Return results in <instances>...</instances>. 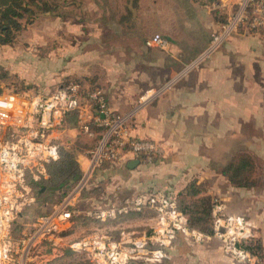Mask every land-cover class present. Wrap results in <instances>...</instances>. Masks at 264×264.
I'll list each match as a JSON object with an SVG mask.
<instances>
[{"label":"crops","instance_id":"1","mask_svg":"<svg viewBox=\"0 0 264 264\" xmlns=\"http://www.w3.org/2000/svg\"><path fill=\"white\" fill-rule=\"evenodd\" d=\"M75 2L56 1L53 11L64 14L66 6L80 8L81 4ZM215 3L216 0H166V10L160 11L158 0H150L153 31L166 34L162 35L166 42L162 47H149L145 43L148 38L144 40V45L152 50H127V21L120 14L113 27L117 33L114 35L102 12L99 13L101 5L96 0L82 5V20L73 15L56 16L54 50L47 52L48 55L43 54L46 34L30 30L23 29L14 42L0 45V66L11 77L10 81L2 82V94L48 93L67 83L63 82L66 78H82L84 84L77 82L82 94L76 124L80 131V119L91 121L95 115L85 94L100 88L109 109L126 116L128 134L150 139L162 150L160 159L153 163L139 162L129 168L127 163L134 158L126 155L114 164L93 170L89 182L94 190L85 196L91 207L86 214L93 219L88 223L87 234L95 232L117 238L123 230L136 233L149 230L155 220L154 212L149 209L95 220L98 210L121 205L132 198L129 196L158 191L173 194L178 200L182 196L184 199L209 197L212 202L216 197L231 214L245 216L251 227L252 243L264 255V29L239 30L202 58L211 32L223 21V14L215 8ZM53 11L44 13L50 16ZM21 34L28 37L19 42ZM110 35L118 38V50L107 45ZM15 78L17 85L25 88L33 85L37 90L18 91L13 84ZM147 88L159 91L139 105V96ZM68 118L67 115L65 128L55 130L53 135L80 170H84L88 164L87 149H78L74 140L67 138L69 134L76 137V125L72 126ZM91 130V135L84 133L81 137L89 142L88 136L92 137V149L101 129L92 124ZM230 150L251 157L253 185L236 186L222 174L221 167L232 157L228 156ZM192 181L201 191L193 197L184 196V188ZM97 190L102 192L97 194ZM77 198L78 195L73 198L74 205ZM111 200L115 202L109 203ZM67 231L68 228L60 235L46 238L48 248L44 250H48L46 254L54 253L51 258L60 255L56 252L74 239L75 233L67 235ZM131 264L238 263L224 255L215 238L196 242L180 235L169 247L168 257L161 262Z\"/></svg>","mask_w":264,"mask_h":264},{"label":"built area","instance_id":"2","mask_svg":"<svg viewBox=\"0 0 264 264\" xmlns=\"http://www.w3.org/2000/svg\"><path fill=\"white\" fill-rule=\"evenodd\" d=\"M215 8L225 20L210 34L202 53L205 58L232 34L239 30L264 29V0H216ZM147 46L162 47L164 38L155 33L145 41ZM159 90L150 88L138 103L150 100ZM95 109L91 121L81 118V130L92 134L91 125L101 129L95 146L88 153V164L63 201L50 212L38 215L24 224L19 234L14 225L20 214L36 203L31 182L48 178L46 164L59 157V144L54 131L63 129L65 117L82 107L81 87L67 82L54 90L43 92L0 93V264H26L30 250L42 238L60 235L70 225L74 213L68 208L75 194L89 181L93 170L104 164H114L126 155L143 163H152L162 156L154 141L130 136L126 116L113 113L100 88L85 94ZM149 209L154 212V224L149 230L136 233L123 230L117 238L90 233L69 242L73 252H86L91 264L158 263L168 257V249L180 235L199 242L215 238L224 255L238 264H264V255L254 249L249 222L241 214L226 211L219 198L212 200L211 232L203 233L188 224L173 194L147 192L125 200L121 205L100 209L96 218L104 221L117 213Z\"/></svg>","mask_w":264,"mask_h":264},{"label":"rangeland","instance_id":"3","mask_svg":"<svg viewBox=\"0 0 264 264\" xmlns=\"http://www.w3.org/2000/svg\"><path fill=\"white\" fill-rule=\"evenodd\" d=\"M56 1H61V0H55V2ZM75 1H76L75 3L81 4V6H79L80 8H78L77 6H66V8L64 9L65 10L64 14H61L60 11L58 13L53 11L50 14V16H46L44 12H37L36 13L37 15L35 19L33 20V22L25 26V29H24L25 31L30 30L32 33H39L41 35L46 34L45 36L47 37V43L44 45L45 53L43 51V54L48 55L49 52L54 50V47L52 45L55 42L54 41L55 31H56L55 24L57 21L56 16L58 14H61L60 17L62 16L69 17L70 15H73V17L74 16L78 17V20L83 19L84 15L82 13L83 11L82 8L84 7H82V5L83 6L86 5L84 3L89 2V0H75ZM96 1L98 5H101V11L99 13L102 12L103 16L106 18L108 22V23L106 22V25L109 27L108 29H111L112 31L110 32L114 33V35L117 33L113 29V27L117 24L120 14H122L121 16L125 18V20L127 21L128 23L127 25L128 31L126 33L128 37L127 42H126L128 45L127 50H152L151 48L146 47V45H144V40H146L147 38L155 34V32L153 31L154 28L152 27V23H151L152 19L150 16L151 14L150 13L151 11L150 0H143V2L141 1V3H138V0H109V1L107 0L106 2L102 0H96ZM194 1L198 2V0H194ZM103 4L104 6H102ZM158 4H159L160 11L166 10V0H158ZM124 6H126V9H124ZM157 33H159L161 36L162 35L166 36L165 32L164 34L161 32H157ZM114 35L108 36V39L106 40V42H107V45L111 46L112 50H118L119 48L117 46L119 44V40ZM26 36L28 37V35ZM26 36L21 34L19 38V42L25 39ZM121 44H122V41H121ZM152 48L156 49L157 47H152ZM39 52L41 51L39 50ZM35 53L36 55L38 54L37 50H35ZM10 78L7 77V79L3 82L10 81ZM74 81L79 82L80 84L85 83L84 80H82V78L75 79V77H71V79L66 78L63 80V82H74ZM13 84H16L15 87L18 88V91H21L24 89L37 90V88L32 87L33 85H30V87H27V88H25L24 86L17 85L19 83L16 78H15V81H13ZM148 89L150 88H147L146 90ZM145 91L143 92V94L145 93ZM75 129H76L75 130L76 137L72 134H69L67 135L68 136L67 138H72V140H74L73 143L75 147H77L78 149H87V153H89V151L91 150V147L93 146L94 140L92 139L91 136H88L91 138V142H89V140H84L83 137H81V136H84V132L79 130L78 125L75 126ZM227 146L230 147V149L232 147L229 144ZM63 148L67 150L65 147ZM240 153L241 152L237 150H230L228 156H234V155L238 156ZM219 156H220V152L217 158H219ZM92 190H94L93 185L88 181V184L82 190H80L79 193L77 192L75 194V196L78 195V198H77L78 201L76 205L73 204V199L71 201L72 202L71 204L73 205H68V208L71 210L73 208L81 210L80 212L75 211L73 213L72 218L70 220V223L72 221L73 225L68 226L69 231H67V235L71 233H75V236L72 237L74 239L80 238L82 237V235H87V233L89 232L87 230V226H88V223L91 222L93 219H91V215L86 214V212L88 211V208H91V207L89 203L86 201L85 196H87V194L90 193ZM70 191H72V188L69 190L68 193H70ZM100 192L102 191L97 190L95 193L99 194ZM67 195L64 198H66ZM129 197H133V196H129ZM56 199H57V195H54L52 197V201L50 203H47L48 205L40 206L38 205V203H35L34 205H32L30 208L26 209L23 212V217L18 219V222L31 224L37 215L44 213V212H50L54 206H56L59 202L63 201V199L60 201H57ZM114 202H115L114 200H111L109 203H114ZM105 204L108 205V202L105 201ZM95 220H99V219H95ZM45 241L47 242L45 238H42L40 243L36 244L35 246L31 248L26 264H91L90 258L86 252H73L68 247L70 240L66 242L64 247H61L60 252L58 251L56 252V254H60V255L58 256L56 255L55 257L51 258V256L54 253L49 252L51 254H46L48 253L47 252L48 250L46 251L44 249H47L48 245L45 243ZM41 246H43L44 248H42Z\"/></svg>","mask_w":264,"mask_h":264},{"label":"trees","instance_id":"4","mask_svg":"<svg viewBox=\"0 0 264 264\" xmlns=\"http://www.w3.org/2000/svg\"><path fill=\"white\" fill-rule=\"evenodd\" d=\"M54 5L55 0H0V45L14 42L17 35L25 29V26L33 22L37 12L53 11ZM222 20H225V15L222 16ZM7 77L8 71L0 66V93L2 91L1 84ZM68 117L69 123L75 126L77 124V111L69 113ZM158 159L160 158L155 159L153 162ZM46 171L48 178L39 182H31L36 196V203L40 206L48 205L47 203L52 201L54 195H57V201L62 200L82 174V171L74 161L72 155L62 146L59 147L58 159L46 164ZM251 171L252 159L244 152L240 153L238 156H232L231 159L221 167L222 174L225 175L232 184L240 187L253 185V181L250 179ZM200 191V187L195 181H192L184 188L183 193L184 196L193 197ZM184 198L183 196L179 200L176 198V202L179 209L186 215L189 226L203 233H210L212 219V202L210 198ZM21 217H23V212L20 214V218ZM18 219L14 225L15 234H19L21 230H23L24 224H27L18 222ZM248 248L254 249L261 254L257 244H255L254 247Z\"/></svg>","mask_w":264,"mask_h":264},{"label":"water","instance_id":"5","mask_svg":"<svg viewBox=\"0 0 264 264\" xmlns=\"http://www.w3.org/2000/svg\"><path fill=\"white\" fill-rule=\"evenodd\" d=\"M140 161L138 159H132L127 163L129 168H134Z\"/></svg>","mask_w":264,"mask_h":264}]
</instances>
